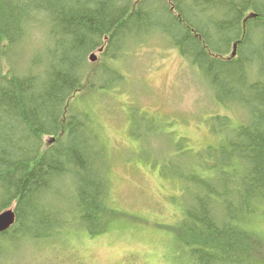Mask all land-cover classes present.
Listing matches in <instances>:
<instances>
[{
  "label": "trees",
  "instance_id": "trees-1",
  "mask_svg": "<svg viewBox=\"0 0 264 264\" xmlns=\"http://www.w3.org/2000/svg\"><path fill=\"white\" fill-rule=\"evenodd\" d=\"M36 30L54 42L18 66L16 49ZM156 33L203 72L218 102L247 116L216 113L227 130L218 145L191 154L178 144L162 159L160 175L183 183L171 198L179 216L159 224L169 263L264 264V0H0V212L15 214L0 232V261L5 240L44 239L64 223L93 238L122 215L106 148L72 100L99 86L95 75L124 41ZM91 53L103 66L91 70Z\"/></svg>",
  "mask_w": 264,
  "mask_h": 264
},
{
  "label": "rangeland",
  "instance_id": "rangeland-1",
  "mask_svg": "<svg viewBox=\"0 0 264 264\" xmlns=\"http://www.w3.org/2000/svg\"><path fill=\"white\" fill-rule=\"evenodd\" d=\"M149 35L124 41L107 65L100 58L88 62L91 70L103 66L95 75L99 88L72 100L88 115L86 133H96L106 148L108 194L122 215L93 238L64 223L60 232L44 239L5 240L0 264H170V232L159 224H171L179 216V203L171 198L183 183L160 175L162 159L174 156L178 144L191 154L218 145L227 130L213 118L216 113L237 120L247 116L236 103L217 101L210 80L173 41L159 33ZM53 42L32 31L16 49L15 63L22 67L37 54L44 56ZM67 189L66 196L74 197L73 187ZM54 203V208H65L61 201ZM256 226L264 231V214Z\"/></svg>",
  "mask_w": 264,
  "mask_h": 264
},
{
  "label": "water",
  "instance_id": "water-1",
  "mask_svg": "<svg viewBox=\"0 0 264 264\" xmlns=\"http://www.w3.org/2000/svg\"><path fill=\"white\" fill-rule=\"evenodd\" d=\"M101 50V49H100ZM89 60L94 61L96 59V55L91 53L89 55ZM15 220V214L12 208L5 209L0 212V232L8 229Z\"/></svg>",
  "mask_w": 264,
  "mask_h": 264
}]
</instances>
